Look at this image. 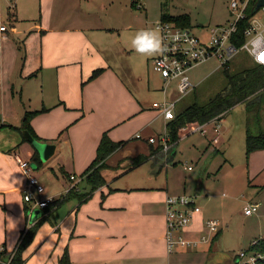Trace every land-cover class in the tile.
Masks as SVG:
<instances>
[{
	"label": "crops",
	"instance_id": "1",
	"mask_svg": "<svg viewBox=\"0 0 264 264\" xmlns=\"http://www.w3.org/2000/svg\"><path fill=\"white\" fill-rule=\"evenodd\" d=\"M15 2L12 1V5L9 6L10 10L13 9L12 13H8V19L12 21V24L10 23L7 32L0 34V125H2L0 128V227L3 224L8 227L10 213H13V217L11 216L13 224L8 227L4 237V233L0 230V243L4 246L7 243L6 235L8 236L9 229L12 228L17 232L21 230L22 226L24 228L26 223L29 226L45 216L42 208L32 207L24 201L23 192L27 177L23 174L15 156H20L23 150V155L30 158L27 161L31 162L33 169L41 170L36 177L45 187L43 197H61L62 199L76 186L77 193L89 191L86 178L81 174L95 158L99 142L103 134L107 132L115 141H131L108 158L107 162L110 167L103 170L106 184L93 191L89 199L84 202L79 201L75 195L71 199H67L62 205L68 203L69 200H75L76 204L69 212L66 224L59 222L56 217L61 206L50 214V219L42 226L51 222L52 227L48 229L47 224V228L41 233V236L38 234L39 231L37 232L36 246L33 247L30 254L24 252L25 264L45 247L46 249L40 253L42 258L51 257L52 246L57 247L59 244L58 261L67 248L70 259L76 264L82 262L91 264L92 261L96 264H118L119 261H125L128 264H167V260L169 264L170 254H168L165 239V198L168 194H187L186 188H171L167 185L165 187L129 189L130 187L116 185L117 179L123 173L122 170L127 172L125 168H130L132 157L149 152L148 143L151 142H147V140L150 137H155L156 141L153 144H161L159 140L161 134L168 133L166 126L169 120L161 114L160 110L153 107V103L156 101L152 104L145 102V95L150 92L161 93L162 100L159 102L173 101L178 98L177 82L175 81V87L171 88L174 81L169 83L159 72L151 70L154 69L152 61L160 50L156 55L147 58L146 71H139L131 63L126 66L121 61H116L114 53L110 51L107 44H97L89 39L86 31L98 28L97 25L87 22L94 20V15L90 11L83 9L90 19L84 20L82 24L72 29L68 27V15H66L67 22H64L60 27L53 26L50 21L44 20L43 22V18H41L33 28L29 27L25 30L18 26L21 18ZM70 3L75 5L74 0ZM64 4L68 8V0H65ZM14 5L16 6L14 7ZM63 17L64 14L61 18ZM20 41L24 43V46ZM126 50L127 48H124V51ZM251 60L253 59L251 58ZM224 68L220 67L218 63L210 72L224 70ZM96 69H101L100 73L90 79ZM154 71L159 75V78ZM132 85H135L136 89ZM42 108L48 110L36 115L32 119V126L35 132L44 139L43 141L54 142L56 150L46 163L42 162V165L39 166L32 161L36 150L24 138L23 129L20 127L27 111L41 110ZM178 110L180 108H177L176 104L175 112ZM150 113L153 115L152 120L159 116L164 117V133H162L163 131L161 133L149 132L145 120L146 114L149 116ZM212 121L219 125V131L214 129L217 133L213 138L215 141L221 135V123L220 119ZM191 124L180 129V139L184 135L194 132L190 131ZM243 125L245 127L244 121ZM62 126L67 128L68 138L61 141L62 133L59 132ZM5 129H10L12 133L10 138L5 139V142L2 143L1 133ZM138 132L142 134V138L137 141L135 138ZM203 134H207V130ZM63 141L68 143L73 166L72 172H68L65 165L66 160L61 154L64 149ZM175 145L173 143V146ZM125 147L129 148V151ZM162 152L149 157L143 163L150 162L153 165L162 166L168 162L165 159L166 154L163 150ZM251 155L254 157V161L259 163L263 160L264 162V149L254 151ZM52 159L54 163H57L55 165L62 169L65 180L57 175L52 177L49 171L56 168L51 165ZM169 160H171L170 157ZM193 169L192 167L189 170ZM76 172H79L80 175L77 176ZM72 175L75 176V179H71ZM47 188H50L51 194L47 193ZM131 190L139 191L135 194L140 196L141 199L138 201L140 204L135 206L132 203H119V193ZM189 195L195 196L199 203V196L196 193ZM96 197L99 202L98 210L86 212L84 217L88 222L105 223L108 229L106 234H100L97 230L91 231L81 226L79 217L81 211H84ZM114 197L117 198L114 199ZM258 203L261 205V202ZM26 207H29L28 218H26ZM36 209H40L38 214L35 213ZM22 213L25 214V223ZM205 217L202 208L200 213L194 215L192 223L184 235L189 238H197L204 234ZM220 230H222L221 225ZM46 232L47 239H40ZM219 237L216 239L213 237L210 242L197 248L188 249L211 252ZM257 238H264V235L256 237L254 241ZM49 239L50 241H48ZM16 246L12 251L16 249ZM188 249L179 250L186 252ZM179 250L177 251L179 252ZM8 257L6 250L2 261H6ZM51 264H55V262L52 261Z\"/></svg>",
	"mask_w": 264,
	"mask_h": 264
},
{
	"label": "rangeland",
	"instance_id": "2",
	"mask_svg": "<svg viewBox=\"0 0 264 264\" xmlns=\"http://www.w3.org/2000/svg\"><path fill=\"white\" fill-rule=\"evenodd\" d=\"M12 1H16L15 3L18 6L16 9L21 18L18 26L20 29L25 30L29 27L33 28L41 18H43V22L44 20L50 21L53 26L60 27L64 22H67L66 15H68V27L72 29L82 24L84 20L90 19L83 9L90 11L94 15V20L87 22L91 25H97L98 28H91L86 31L89 39L97 44H107L110 51L114 53L116 61H121L126 66L131 63L136 69L143 72L146 71L148 66L147 58L156 55L158 51L151 55L139 53L132 41L136 33L142 29L157 31L161 39L157 23L162 20V13L172 15L188 14L191 19V27L196 32H200L199 28H210L218 24H225L231 18L229 6L231 0H74L75 5L69 4L72 0H68V8L64 4L65 0ZM12 1L2 0L1 2L4 20L9 25L12 24V21L8 19V13H12L13 10L9 8ZM62 14H64L63 18H61ZM21 44L24 46L23 42ZM124 48H127V50L124 51ZM218 63L217 59H211L205 65L189 72L196 88L195 91L189 92L179 100L177 108L181 109L194 102L205 103L226 85L227 79L223 69L210 72ZM251 64L250 55L246 51H241L231 60L229 67L230 71L234 72ZM155 74L159 78V75ZM132 87L136 89L135 85H132ZM173 87H175V81L171 88ZM174 92L176 91L174 90ZM179 96L180 94H178ZM161 98V93L153 94V92H150L145 95V102L152 104L154 101H161ZM147 114L145 123L149 127V132L161 133L163 131L162 133H164V117L159 116L152 120L153 115L150 113L148 116ZM243 121L245 123V105L240 103L228 110L221 118V124L219 123L221 135L218 140H213L217 134L214 131L217 123L209 122L206 125L207 134H203L199 130L191 132L184 135L175 146L168 150L163 149L167 157L170 154L171 160H169V157H164L168 162L162 164V166L146 162L132 169L125 168L127 172L122 170L121 177L117 179L116 185L130 187L129 189L135 187H165L167 185L171 188H186L188 195L196 193L199 196V205L203 208L206 215L205 219L211 218L219 221L222 230L218 232L221 235L220 237L218 235L219 239L211 252L209 250L190 251L189 249L186 252L175 251L170 254L169 264H236V254L241 250H247L256 237L264 235V162L261 160L259 164L254 161L252 155L247 157L246 131ZM64 127L62 126L59 132L62 133L61 141L68 138L67 128ZM11 133L10 129H5L1 133V142L3 143L5 139H9ZM62 146L64 149L61 154L66 160L65 165L68 172H72L73 166L70 150L68 151V143L63 141ZM125 148L129 151V148ZM20 156L24 160L30 159L23 155V150ZM50 162L52 166L56 167L54 170L49 171L52 177L57 175L65 180L62 169L55 165L57 163H54L53 159ZM187 166H192L194 169L189 170L186 168ZM260 167L261 171L259 172ZM39 172L41 170L33 169L32 166L31 173L33 175L37 176ZM76 175L79 176V172H76ZM136 192L139 191L131 190L119 193V203H132L138 206L140 204L138 201L141 198L138 194H135ZM47 193L51 194L50 188H47ZM97 199L98 197L93 199L87 205L88 207L81 211L79 216L81 226L91 231L97 230L100 234H106L108 229L105 223L88 222L84 217V213L98 210L99 202ZM255 202H261L259 211L252 215H246L245 206ZM75 204V200H69L68 203L61 205L58 215H56L59 222L67 223L66 218ZM14 213L16 215V212ZM11 216L13 217L12 212L8 220V227L13 224ZM22 216L25 223V214L22 213ZM68 220L70 221V217ZM47 224L40 226L39 236L47 228L46 225L49 226L48 229H51V222H47ZM8 227H5V224L0 227V230L4 233L3 237ZM20 229L22 230L23 226ZM21 230L16 232L12 228L9 229L8 236L6 235L7 245L5 244L7 255L13 252L12 250L21 236ZM203 233L207 232L203 230ZM46 237L47 232L40 239H47ZM37 240L34 239L26 248V254H30L33 247L36 246ZM59 249L60 244L57 247L54 245V247L52 246L51 251L53 253L51 252V257L46 256L43 259L42 255L38 253L36 256H32L33 258L27 264H51L52 261L56 264ZM71 261L73 260L71 259ZM166 262L168 264V260ZM72 264H76V262H72ZM91 264H96V262L92 261ZM118 264L128 263L119 261Z\"/></svg>",
	"mask_w": 264,
	"mask_h": 264
},
{
	"label": "built area",
	"instance_id": "3",
	"mask_svg": "<svg viewBox=\"0 0 264 264\" xmlns=\"http://www.w3.org/2000/svg\"><path fill=\"white\" fill-rule=\"evenodd\" d=\"M259 0H257L258 3ZM0 0V34L9 29V24L4 20ZM251 0H231L229 3L231 18L225 24H218L210 28H199L196 32L192 27L182 26L173 21L161 20L157 27L161 32V48L159 54L153 59L152 66L169 83L176 81L180 96L177 100L154 102L153 107L160 110L161 114L168 120L174 118L177 101L189 92L193 91L196 84L190 78L189 72L211 59H217L220 67H227L231 60L241 51H246L251 58L260 64L264 60L260 57L264 54V3L256 10L253 16H248V7ZM247 20V25L241 32L245 40L238 44L241 23ZM208 122L199 124L192 123L190 131L206 132ZM219 124V123H218ZM189 127V126H188ZM219 131V125L215 128ZM136 137L141 138L138 132ZM164 150L173 146L169 141L167 132L159 138ZM149 141L154 143L155 137ZM23 174L27 177L23 192L24 201L32 207L47 208L52 202L61 199L55 197H43L44 185L31 173L30 161L15 156ZM192 169V166H187ZM71 179H75L72 175ZM260 203H249L245 206L246 215H252L259 209ZM202 207L193 195L168 194L165 198L166 216V246L168 254L179 249L197 248L211 239L220 230V223L215 219H205L204 227L207 233L197 238H189L184 235L188 226L192 223L194 215L200 213ZM0 251H6L0 243ZM15 250L6 261L0 260L1 264H10ZM263 254L241 250L236 254V264H256L257 260L263 258Z\"/></svg>",
	"mask_w": 264,
	"mask_h": 264
},
{
	"label": "trees",
	"instance_id": "4",
	"mask_svg": "<svg viewBox=\"0 0 264 264\" xmlns=\"http://www.w3.org/2000/svg\"><path fill=\"white\" fill-rule=\"evenodd\" d=\"M256 5L257 0H251L247 10L249 17L253 16ZM162 20L173 21L182 26H192L188 14L172 15L162 13ZM246 25L247 20L241 23L238 44L245 40V37L241 32ZM100 71L101 69L94 70L90 79L96 77ZM224 72L227 79L226 85L216 95L211 97L205 103L194 102L193 104H189L175 112L174 118L170 119L166 126L169 141L174 143V145L178 143L180 139V129L189 123L203 124L212 120H221L228 110L232 109L237 104L243 103L245 105L246 154L247 157H250L254 151L264 149V64L252 60L250 66H246L234 72L230 71L228 65L224 68ZM47 110V108H42L41 110L27 111L23 117L20 129L28 130L33 137L43 141L44 139L35 132L32 126V119L39 113ZM1 126L2 125H0V128ZM135 139L139 140L140 138L136 137ZM130 141H115L107 132L103 134L97 147L95 158L81 174V176L86 178V182L89 185V191L77 193V186L72 188L65 197H62L63 199H58L52 202L47 208L43 209L44 217L29 226L28 223H26L21 231V236L10 264H25L26 259L24 252L34 241L40 226L49 220L50 214L54 213L67 199H71V197L75 195L79 201L84 202L89 199L93 191L106 184L107 181L103 174V170L110 167V164L107 162L108 158ZM147 142H150L149 139ZM148 144L149 152L133 156L130 169L140 165L151 156L163 153L162 143L157 145H154L153 143ZM32 161L36 162L39 166L42 165V161L37 151L34 152ZM25 209L26 218H28L29 207H26ZM218 235L219 232L214 236V239H216ZM247 251L264 255V238H257L253 241L247 248ZM5 253L6 251H0V260ZM58 264H72L67 248L59 258ZM256 264H264V257L257 260Z\"/></svg>",
	"mask_w": 264,
	"mask_h": 264
},
{
	"label": "clouds",
	"instance_id": "5",
	"mask_svg": "<svg viewBox=\"0 0 264 264\" xmlns=\"http://www.w3.org/2000/svg\"><path fill=\"white\" fill-rule=\"evenodd\" d=\"M135 49L139 53L151 55L161 48V39L157 31L153 29L139 30L133 41Z\"/></svg>",
	"mask_w": 264,
	"mask_h": 264
},
{
	"label": "water",
	"instance_id": "6",
	"mask_svg": "<svg viewBox=\"0 0 264 264\" xmlns=\"http://www.w3.org/2000/svg\"><path fill=\"white\" fill-rule=\"evenodd\" d=\"M264 3V0H259L254 12L260 8ZM23 135L26 140L31 143L34 149L39 153L40 159L42 162L46 163L55 153L56 144L54 142L38 140L28 131L23 130ZM40 209H36L35 213L38 214ZM42 213V212H41Z\"/></svg>",
	"mask_w": 264,
	"mask_h": 264
},
{
	"label": "snow or ice",
	"instance_id": "7",
	"mask_svg": "<svg viewBox=\"0 0 264 264\" xmlns=\"http://www.w3.org/2000/svg\"><path fill=\"white\" fill-rule=\"evenodd\" d=\"M260 59L261 60H264V54L261 55Z\"/></svg>",
	"mask_w": 264,
	"mask_h": 264
}]
</instances>
